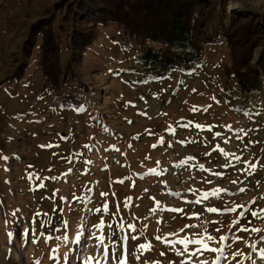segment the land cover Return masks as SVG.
Instances as JSON below:
<instances>
[{
	"label": "rangeland",
	"instance_id": "374dc122",
	"mask_svg": "<svg viewBox=\"0 0 264 264\" xmlns=\"http://www.w3.org/2000/svg\"><path fill=\"white\" fill-rule=\"evenodd\" d=\"M61 1L0 0V264H264V0H205L226 1L240 42L167 79L143 75L119 24L77 20L96 36L75 47ZM50 18L87 87L70 110L39 66L35 26Z\"/></svg>",
	"mask_w": 264,
	"mask_h": 264
},
{
	"label": "trees",
	"instance_id": "16d2710c",
	"mask_svg": "<svg viewBox=\"0 0 264 264\" xmlns=\"http://www.w3.org/2000/svg\"><path fill=\"white\" fill-rule=\"evenodd\" d=\"M204 1L62 0L58 10H64L61 14L63 20L75 22L72 41L75 47L85 50L96 36V33L84 35L85 30L81 26V32L76 33L77 20H81L89 31L109 23L119 24L122 43L128 51L135 50L134 60L142 66L143 75L167 79L176 71L185 75L196 72L201 64L200 52L203 47L219 44L224 39L230 43L240 42V39L230 41L229 34L236 32L238 24L239 29H242V25L240 21L237 22L236 16H230L226 11V1L210 2L207 10H204ZM52 18L43 19L35 26V31L41 35L38 37L42 39L38 45L41 56L39 66L46 73L49 90L54 91L58 98L56 106L60 110H70L87 99V87L79 81L70 60L63 62L59 33L55 27L52 28ZM226 19H229V23H225ZM62 31L71 36L68 27H63ZM151 42L158 46H152ZM232 47L236 49L234 45ZM239 52L238 49L234 54L241 56ZM253 78L252 84L255 86L258 75L254 74ZM241 86L242 93L246 90L258 93L261 90L243 84ZM248 100L244 98L243 103L247 104Z\"/></svg>",
	"mask_w": 264,
	"mask_h": 264
},
{
	"label": "snow or ice",
	"instance_id": "6c2138e0",
	"mask_svg": "<svg viewBox=\"0 0 264 264\" xmlns=\"http://www.w3.org/2000/svg\"><path fill=\"white\" fill-rule=\"evenodd\" d=\"M193 91H195V89H193ZM198 109H197V107L196 106H193V108H192V111H197ZM207 109H205V111H206ZM196 127L197 128H202V127H204L203 125H199V124H197L196 125ZM209 130H210V128H209ZM216 135H220L219 133H217ZM227 142V141H226ZM153 147H156V145H153ZM221 151H223V149H221ZM202 167V166H201ZM151 171H153V172H155V169H152ZM31 178V177H30ZM36 179H40V177H36ZM124 181L123 180H119V181H117V183H123ZM233 183H235V181H233ZM41 187L43 186V184H41L40 185ZM219 191H224V190H220V189H218V190H216V191H214L212 194L213 195H215V194H217ZM240 191H245V189H240ZM101 195L102 196H107L108 194L107 193H101ZM207 196H208V194L207 193H205V196H204V198L206 199L207 198ZM61 199H65V198H61ZM196 203H199V201H196ZM100 209H96V211H99ZM104 210L105 211H107L108 209H107V205H105L104 206ZM236 209L235 208H232V209H227V211H235ZM172 211H182L181 209H173ZM208 211H211V212H216V211H218V209H215V208H211V209H208ZM262 211H264V210H262ZM241 215H243V213H241ZM252 215L253 216H256L257 215V213H255V212H253L252 213ZM234 223H239V221L237 220V221H234ZM96 227H101V225H97ZM129 227H133L132 225H129ZM194 227V226H193ZM241 231H248L249 229H247V228H242V229H240ZM217 231H219V229H217ZM251 231H253V232H258V231H260L259 229H255V228H253V229H251ZM133 239H136V237H132ZM65 239H67V237H65ZM157 239H160L159 237H157ZM208 239L209 240H211V239H213L211 236H208ZM221 240H226L227 239V237H221L220 238ZM236 239H241L240 237H237ZM179 243H181V244H188V243H195V244H200V245H202V247L204 248V249H208V245L206 244V243H204V241H202V240H195V241H187V240H181V241H179ZM140 247L143 249V248H145V247H149V246H147V245H140ZM252 247L253 248H255V245H252ZM208 250H210V251H213V252H216V251H219V252H221V253H223V249H208ZM163 254V253H162ZM237 254H239V253H236V254H234V255H237ZM193 255H195V253H193ZM262 258H264V250H262ZM203 264H206V262H203Z\"/></svg>",
	"mask_w": 264,
	"mask_h": 264
}]
</instances>
